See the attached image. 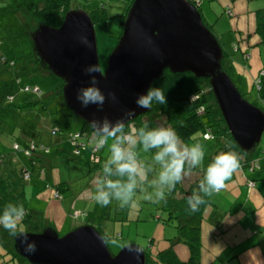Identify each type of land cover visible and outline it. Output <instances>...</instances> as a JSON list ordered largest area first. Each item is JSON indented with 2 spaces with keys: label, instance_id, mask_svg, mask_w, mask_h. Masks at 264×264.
Here are the masks:
<instances>
[{
  "label": "rangeland",
  "instance_id": "obj_1",
  "mask_svg": "<svg viewBox=\"0 0 264 264\" xmlns=\"http://www.w3.org/2000/svg\"><path fill=\"white\" fill-rule=\"evenodd\" d=\"M38 1L0 0V55L20 58L24 53L31 51L32 43L27 34V26L33 24L30 22L29 11ZM123 1L69 0L70 9L84 10L88 14L99 10L101 3L106 5L109 18L105 22L94 23L98 59L102 71L106 69L108 56L118 41ZM260 8H264V0H202L199 9L203 22L210 26L224 52L228 54L224 69L237 88L242 85L239 92L248 102H253L257 95V88L252 85V78L264 71V37L256 31V10ZM225 10H230L231 14L228 15ZM232 44H237L239 49L234 51ZM243 53L250 54L247 61L244 60ZM228 62L232 65L228 66ZM42 67L34 63L30 68V71H35L33 76L28 78L27 75H21L20 83L17 85L12 81L13 75L5 78L2 74L0 78V158L3 157L6 162L11 156L17 157L31 172L29 179L21 180L24 183L29 220L20 226L27 233H40L45 228H51L58 236H63L74 228L89 223L98 228L112 255L133 243L154 259L153 264H165L160 259L156 260L155 256L157 252L166 249H172L177 255L178 264L186 262L189 257V245L180 237L175 226L177 221L166 220L168 215L157 210L164 200L156 203L143 199L141 189L151 192L149 182L156 178L159 171V165L152 160L156 149L147 153L139 146L135 149L138 159L146 167L151 166L153 171L148 172V181L138 185L134 203L124 207L115 200L107 206L96 203L93 199L94 179L104 178L101 169L93 170L86 164L55 154L59 146L71 150L72 144L68 140L57 144L56 141L62 137L51 135V128L57 127L61 131L60 134L66 137L69 133L78 132L83 128L84 123L79 117L69 114L68 108L64 107L59 88L61 80ZM25 85L31 86L34 95L18 92V88ZM37 88H40L41 97H37L39 95L36 92ZM9 95L14 96V103L7 102ZM24 98L34 103L27 108H18L16 105H20ZM142 120L143 123L152 120L158 125L165 124L166 121L159 112L144 116ZM87 127L85 133H90L89 138L95 141L97 137L93 136ZM21 131H25L29 137L48 147V152L42 155L44 157L42 161L35 157H25L22 152L13 155L14 142H18L20 148L24 146L23 139H19ZM79 142L86 144L82 149V155L89 158L93 143L89 144L86 137H82ZM111 143L112 139L109 138L100 151L104 159L110 155ZM194 143L203 146L205 156L213 152L216 145L213 141L202 140L201 132L194 134L188 142L189 145ZM248 156L250 160L260 165V170L251 172L247 168L242 169L239 165L238 170L225 181V187L211 197H205L206 203L200 212L193 214L186 221L188 226L198 228L199 264H264V238L259 237L258 241L254 235L251 212L240 214L239 211L240 206L251 200L249 191L253 188V186L249 187L250 180L244 183L243 177H249L248 174L264 175V132L260 143L249 152ZM205 169L203 160L196 171H191L190 175L182 180L185 189L194 184L197 178L195 192L198 191V184L203 179ZM232 178H235V183ZM253 179L260 181L264 178ZM62 182L65 183L64 190L60 192L62 197L55 198L54 186ZM235 184H238L237 188ZM172 192L168 193L166 198H171ZM256 219L260 221L259 218ZM1 233L3 237L10 234L5 229ZM258 233L264 234V228L258 230ZM1 245L5 246L3 243ZM2 246H0V261H5L10 256L1 257L6 250L2 249ZM7 264L12 263L10 261Z\"/></svg>",
  "mask_w": 264,
  "mask_h": 264
},
{
  "label": "water",
  "instance_id": "obj_2",
  "mask_svg": "<svg viewBox=\"0 0 264 264\" xmlns=\"http://www.w3.org/2000/svg\"><path fill=\"white\" fill-rule=\"evenodd\" d=\"M81 36L91 47L81 43ZM30 40L35 58L63 82L65 106L88 125L93 119L105 117L115 122L129 109L135 110L133 119L148 113L150 109L136 106L137 95L145 92L164 70L190 72L196 78L208 79L236 145L251 152L260 143L264 112L246 101L221 69L219 41L188 0H133L106 69L92 74L106 95L102 109L95 104L83 107L76 99L77 91L90 82L84 68L92 64L100 67L95 28L87 12L69 9L59 27L40 24L30 33ZM108 92L115 94V101L107 98ZM27 234L29 242H35V252H25L18 236L14 237V249L30 264L146 263L144 250L133 243L112 255L103 236L89 225L78 226L63 236L51 228Z\"/></svg>",
  "mask_w": 264,
  "mask_h": 264
},
{
  "label": "trees",
  "instance_id": "obj_3",
  "mask_svg": "<svg viewBox=\"0 0 264 264\" xmlns=\"http://www.w3.org/2000/svg\"><path fill=\"white\" fill-rule=\"evenodd\" d=\"M201 1L202 0H189V2L197 7V10L199 12ZM123 2L124 6L121 14V23L119 25V36L122 33L123 23L133 0H124ZM69 9V0H39L38 2H36L29 11L30 22L33 24V26L29 27L26 25L28 27V37L30 38V33L35 30L40 24H45L53 28L59 27L63 21L65 13ZM225 12H227L228 15L231 14L230 10H225ZM89 16L93 24L96 22L107 21L109 16L106 11V5L101 3V7L99 8V10L90 12ZM256 25V31L262 37H264V8L256 10ZM206 26L214 34L210 26ZM214 35L218 39L217 35ZM219 44L221 46L220 41ZM232 49L234 51H237L239 49V46L237 44H232ZM222 52L223 56L221 60V69L227 74L226 70L224 69V66L226 67V65L224 64L228 60V54L224 52L223 48ZM249 57V53H243V58L245 61H247ZM25 59L26 61H24ZM34 63L38 64V66L40 67L43 66L45 67V69H47L45 65L41 64L35 58L33 48L30 52L24 53L20 58H8L1 54L0 78L2 74L5 75V78L8 75H13L14 77H11L12 81H14V85H17L20 83L21 75H27L28 78L30 76H33L35 71H30V68ZM231 65L232 63L228 62V66ZM252 80V85L257 88V95L256 99L250 103L264 112V71H262V73L258 76L252 78ZM9 81H11V79ZM62 86L63 82L61 81L59 86L60 96L62 98L64 107L67 108L64 103ZM151 86L160 87L163 90L167 98V103L161 105L154 102L152 108L148 113L138 116L125 125V128L123 130L125 135L133 134V130L143 126L144 123L142 122V118L144 116L159 112L163 117H165L166 120L165 124L162 123V125L165 127L173 128L184 143L188 144L192 136L198 132H201L202 140L215 142L216 145L213 152H211L208 156H204L205 168L218 153L233 152L237 155L239 159V165L242 166V169L247 168V170L251 172L259 170L260 165L256 161L250 160L248 156L249 152L242 151L231 137L225 121L221 115V112L218 108V105L215 101V98L212 94V91L210 90L208 79L196 78L190 72L171 73L168 70H164L160 78L154 80ZM241 86H239V88H237L236 86L235 87L239 91ZM31 90V86L26 85L18 88V92L21 94L30 93L34 95V92ZM36 92L39 94L37 97H41L40 88H37ZM21 101L22 103L20 105H16L18 108H27L34 103L27 98H24ZM7 102L9 104L14 103V96H7ZM9 104H7V106H9ZM68 112L69 114L74 115L70 109H68ZM147 124L149 128L158 125V123H154L152 120L148 121ZM86 126H88L87 129L92 132V129L89 127V125L84 123L83 128H81L78 132L69 133L66 137H63L60 134L61 131L57 127H52L50 130V134L54 136L60 135L62 137V139H58L56 141L57 144L65 140L70 141V143L72 144L71 150H67L59 146V148L56 149L55 154L68 159H72L81 164H86L92 167L93 170L101 169L102 171V165L106 160L101 155L100 151L102 149L96 150L95 152L92 151L91 156L89 158H85L82 155V149L86 146V144L83 147H78V145L73 140L74 135L79 134V139H81L82 137H86V139H88V143L92 144L93 139L89 138L90 133H85ZM118 135L120 134L118 133ZM21 138L23 139L22 142L24 146L20 148L21 146L19 145V143L14 142L12 144L13 155L22 152V155L25 157H35L39 161H42V159L44 158L42 155L48 152V147L45 144L38 142L35 138L29 137L27 134H25V131H21L19 139ZM255 164L258 165V168H251V166ZM192 171H196V168L192 169ZM25 175H28V178H25ZM30 176L31 172L21 164L17 157L11 156L10 159H7L6 162L3 160V157L0 158V211H2L4 206L10 202L18 205H23L25 209V216L21 222L22 225L27 223V221L29 220V215L26 212V200L23 189L24 183L22 181L29 179ZM18 179L20 180V182H18ZM249 182L254 181L250 180ZM196 183L197 178L194 184H191V186H188V189H185L181 181L173 190L172 197H167L161 204V206L157 207V210L159 212L162 211V214L166 213L168 215V218L166 220L171 221L175 219L177 221V224L175 225L176 229L180 237L182 239H185V242L189 245V257L183 264H199L200 260V237L198 228L188 226L186 224V221L191 216H193V214L200 212L201 208L204 205H200L199 211L196 212H192L188 207L187 197L188 195H192L195 192ZM64 184L65 183L62 182L54 186L56 190L54 193L55 198L62 197L60 195V192L64 190ZM73 217L76 218L75 216ZM158 219H160V217H158ZM83 225L92 226L89 223H85ZM94 228L99 232L96 226ZM3 229L4 228L0 226V233L1 231L3 232ZM14 237L15 236H12L11 234H9L7 237H3V233L0 234V246H2L1 243H3L5 246H2V249H6L1 257H3L4 255L10 256L8 260L0 261V264H7L10 261L12 264H30L15 251ZM144 252L146 261L145 264H153L154 259L148 256L145 250ZM155 259H160L165 264H178L177 255L172 251V249H166L157 252Z\"/></svg>",
  "mask_w": 264,
  "mask_h": 264
},
{
  "label": "clouds",
  "instance_id": "obj_4",
  "mask_svg": "<svg viewBox=\"0 0 264 264\" xmlns=\"http://www.w3.org/2000/svg\"><path fill=\"white\" fill-rule=\"evenodd\" d=\"M138 28V26H136ZM143 35V33L141 32ZM81 43L91 47L85 36L79 37ZM147 43L151 45V40ZM84 72L90 76L87 86L81 87L76 94V99L83 107L95 104L99 109L103 108L106 101L105 93L98 87L99 81L93 73H102L99 65L92 64L84 68ZM107 98L115 101V94L108 92ZM166 104L167 98L160 87L149 86L143 93L137 95L135 103L139 108L151 109L153 103ZM135 116V110L129 109L122 118L115 122L107 117L93 119L89 122L92 135L97 137L92 141L95 149L105 147L109 138V157L102 165L104 178L94 179L95 193L93 199L96 203L107 206L114 200L121 207L135 202L138 185L148 181V172L153 171L151 166H145L138 159L135 149L137 146L145 153L156 149L152 156L155 164L159 165L156 178L149 182L151 192L144 191L143 199L151 202H160L166 199L176 185L186 176L190 175L192 169L199 167L204 160L205 151L200 143L186 144L177 132L171 127L157 125L149 128L147 122L133 134H124L127 121ZM118 133L120 135H118ZM239 168V159L233 152H220L207 165L203 179L199 181L198 191L187 197V204L192 212L199 211L200 205L206 203L205 197H211L225 187V181ZM115 177V178H109ZM25 216L23 205L7 203L0 211V226L7 230L12 236H18L20 243L24 245V251L33 253L36 250L35 242H29L28 234L21 227Z\"/></svg>",
  "mask_w": 264,
  "mask_h": 264
},
{
  "label": "crops",
  "instance_id": "obj_5",
  "mask_svg": "<svg viewBox=\"0 0 264 264\" xmlns=\"http://www.w3.org/2000/svg\"><path fill=\"white\" fill-rule=\"evenodd\" d=\"M248 175L249 177L247 178H244L242 176L244 179V183L246 184L248 180H253L255 184L253 188L251 187L252 189L249 191V198H251V200L248 201V203L243 204V206H240L239 211L240 214H249V212H251V215L253 216V218L251 219L252 229H254L253 233L256 236L257 240L259 241L258 239L259 237H261L262 239L264 238V234L260 235L258 233V230L264 228V179L259 181L253 178L255 177L264 178V175H257V174L256 175L248 174ZM231 180L235 183V178H232ZM234 186L235 188H237L238 184H235ZM256 217L260 219L259 222L257 221Z\"/></svg>",
  "mask_w": 264,
  "mask_h": 264
},
{
  "label": "built area",
  "instance_id": "obj_6",
  "mask_svg": "<svg viewBox=\"0 0 264 264\" xmlns=\"http://www.w3.org/2000/svg\"><path fill=\"white\" fill-rule=\"evenodd\" d=\"M189 1V0H188ZM196 1H198V0H196ZM194 5V4H193ZM206 136H209V135H206ZM80 137H79V134H75L74 135V137H73V140L75 141V143L78 145V147H83L84 145H85V143L84 142H79V139ZM88 140V139H87ZM93 150V152H95L97 149H95V147L93 146V148H92ZM251 168H258V165L257 164H255V165H252L251 166ZM25 178H28V175H25ZM248 184H249V187L251 186H254V183L253 182H248Z\"/></svg>",
  "mask_w": 264,
  "mask_h": 264
}]
</instances>
